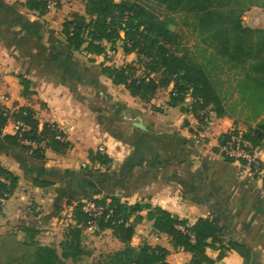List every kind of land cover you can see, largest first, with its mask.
<instances>
[{"label": "crops", "instance_id": "obj_1", "mask_svg": "<svg viewBox=\"0 0 264 264\" xmlns=\"http://www.w3.org/2000/svg\"><path fill=\"white\" fill-rule=\"evenodd\" d=\"M65 1L40 13L27 0H0V94L9 96L12 114L28 107L40 128L58 125L66 143L51 144L37 159L0 136V163L19 177L0 205V231L18 228L26 236L23 227L35 228L38 241L61 253L68 230L78 224L76 205L90 196L117 197L142 207L134 247L160 245L170 263L192 261V251L155 225L152 211L161 208L190 224L216 218L220 239L231 248L208 246L207 261L264 264V182L227 159L220 147V135L246 128L215 112L203 133L186 104L170 103L173 84L160 88L151 102L114 85L102 71L110 65L107 53L68 43L65 22L86 10H70ZM257 113L264 119V110ZM11 118L4 134H13ZM102 144L105 152L99 151ZM260 150L264 155L263 145ZM94 167L100 169L90 171ZM81 245L92 259L125 247L108 227L82 229Z\"/></svg>", "mask_w": 264, "mask_h": 264}, {"label": "trees", "instance_id": "obj_2", "mask_svg": "<svg viewBox=\"0 0 264 264\" xmlns=\"http://www.w3.org/2000/svg\"><path fill=\"white\" fill-rule=\"evenodd\" d=\"M48 1L50 0H27L26 4L31 9L45 13L48 10ZM54 1L59 3L61 0ZM157 1L168 9L193 13L198 21L197 29L206 41L220 50L222 55L232 59L262 62L260 65L250 63L244 77L247 78L251 73L256 74L255 77L264 74V52L258 51L263 46V42L250 38L254 31L242 23V13L245 9L252 5L264 7V0ZM121 30L125 31L124 37L121 36ZM64 33L70 45L77 49L86 45L84 50L89 53H105L107 43L115 45L118 40H121L125 42L127 52H135L141 58L148 59L147 72L142 77L135 75L136 68L133 63L102 67L103 73L112 80L114 85L124 86L133 96L139 97L142 101L151 102L160 88L173 84L170 103L186 104L185 109L193 113L195 117H199V110L206 107H211L220 116L227 115L225 102L207 69L194 61L187 52L183 53L179 50L180 36L172 30L170 19L161 18L140 2L87 0L86 15L72 13V18L64 24ZM155 73H159V77H153ZM245 84L246 89L256 86L246 82ZM188 94L192 97L191 102L188 101ZM246 95L242 97V101L251 102L255 106V113L264 110V93L250 95L248 92ZM34 115L28 107L19 109L16 114L17 119L32 125V130L26 134L29 138H45L47 147L51 144L66 145L62 142L63 140L56 138V131L48 124H45L39 132L38 121L35 120ZM7 121L8 118L0 112L1 127L6 125ZM260 126L263 128L264 124ZM251 133L250 130L245 132V135L258 146ZM0 136L6 143L13 146L14 150L21 147L32 158H44L46 148L31 150L21 143L19 135L4 134L2 128H0ZM227 136L226 133L222 134L220 143H223ZM102 163H106V160ZM98 169L100 168H92L90 171L94 172ZM0 177L3 178H0V200H2L8 198L17 188L19 177L1 163ZM36 183L41 181L36 179ZM88 199L101 204L109 203L113 212L108 218L98 220L97 227L111 228L114 236L125 244L122 249L104 254L101 264H172L166 258L168 250L160 245L143 244L140 247H134L130 244L142 210L140 205H129L117 197L108 200L90 196ZM82 206L83 201H80L75 207L78 224L68 230L61 253L55 246L38 241L37 229L23 227L25 239L17 240V244L24 249L21 254H16L17 251L12 250L7 255L5 264H79L87 253L81 245L82 229L86 228L88 220ZM152 215L158 228L168 232L177 244L194 253L192 261L188 264H215L214 261L206 259L205 251L208 246H216L219 243V247L223 250L228 251L231 248L222 243L220 235L223 228L212 215L201 217L194 224L188 223L186 219H179L161 208L153 210ZM80 223L81 226H79ZM180 225L192 231L194 238L184 233L178 227ZM233 245L242 246L238 242H233Z\"/></svg>", "mask_w": 264, "mask_h": 264}, {"label": "rangeland", "instance_id": "obj_3", "mask_svg": "<svg viewBox=\"0 0 264 264\" xmlns=\"http://www.w3.org/2000/svg\"><path fill=\"white\" fill-rule=\"evenodd\" d=\"M120 1V0H116ZM137 1L147 7L153 13L161 16V18H169L171 22V28L174 32L178 33L180 38L179 50L181 52H187L188 55L193 58L194 61L202 64L207 72L210 74L213 82L218 90L219 94L222 96L225 105L227 114L234 117L238 126H241V129L244 132L252 131V136L255 137V141L258 143V147L264 146V127L260 125L264 124V119L259 120L258 116L255 114V106L249 101H242V94L246 90L250 95H260L264 93V74L257 75L255 77L254 73H251L247 78L244 77L248 65L251 63L255 65H260L262 62L258 63L257 61H249L246 59H232L227 55H222L220 50L214 47L211 42L206 41L203 34L197 29V20L193 13L187 12L185 10H172L168 9L165 5L160 4L157 0H132ZM68 6L71 7L70 10L80 9L85 7L87 0H67ZM83 5V6H82ZM57 7L54 6V9ZM242 23L244 26L251 28L254 32L250 38L255 40H260L263 42L261 49H258L260 53L264 52V7L259 5H252L245 9L242 13ZM121 36H125V31L121 30ZM107 49V59L110 62V65H116L120 63L119 66L126 63H133L136 68L135 75L137 77L144 76V73L147 72V63L149 62L146 58H141L137 53L127 52L125 47V42L118 40L115 45L110 43L106 44ZM125 53H131L129 57H125ZM248 61V62H246ZM153 77H159V73L152 75ZM261 79V80H260ZM245 80L248 84H255L252 89H246V84L243 82ZM251 90V91H249ZM8 102V101H7ZM11 110V109H10ZM17 111L9 112L8 120L12 117V125L15 121L22 120L16 118ZM214 114H211L208 118V121L196 123L199 128L210 129L213 124ZM35 120H39L37 117H34ZM24 121V120H23ZM39 122V121H38ZM8 121L6 122V124ZM11 125V126H12ZM39 128V123H38ZM239 129V128H238ZM257 130V131H256ZM260 132H259V131ZM261 134V135H258ZM34 139L33 137H30ZM7 199V198H6ZM0 200V205L4 200ZM126 202V201H125ZM89 231V230H87ZM94 232V231H89ZM25 236L23 233L17 229H10L0 231V264H5L7 260V255L16 250V254H21L24 247L17 244V240L23 241ZM104 254L97 255L95 258H88L86 255L83 256V259L79 264H101ZM69 262H71L69 260ZM25 264V263H24Z\"/></svg>", "mask_w": 264, "mask_h": 264}, {"label": "built area", "instance_id": "obj_4", "mask_svg": "<svg viewBox=\"0 0 264 264\" xmlns=\"http://www.w3.org/2000/svg\"><path fill=\"white\" fill-rule=\"evenodd\" d=\"M56 4L57 3L54 0L48 1V7H52ZM8 100L9 96L0 94V112H2L3 116L6 117L10 116V108L7 105ZM188 101H192L190 94H188ZM214 113L215 112L211 107L201 109L198 112L199 117H195L193 122L199 124L200 121L207 122L210 115ZM34 117L36 116L34 115ZM50 126L56 131V138L63 140L64 136L61 128L56 124H50ZM4 127L5 125L3 127L0 125V128L4 129ZM42 129L43 128H40L39 126V132H41ZM31 130L32 125L23 120L15 121L12 125L13 134L19 135L21 138V143L29 147L31 150L47 148V139H31L26 135ZM226 134L228 135L226 140L223 143H220L223 155L227 159L240 164L246 171L264 182V155L262 154L260 148L255 145L241 129L232 128L228 130ZM105 150V145L102 144L99 146L100 152H105ZM94 169H97V167H94ZM82 210L88 216L85 229L89 231H94L97 228L98 220L101 218H108L113 212L109 206V203L101 204L92 199H86L83 201ZM178 227L184 233L189 234L192 239L194 238V233L188 230L185 226L180 225Z\"/></svg>", "mask_w": 264, "mask_h": 264}]
</instances>
